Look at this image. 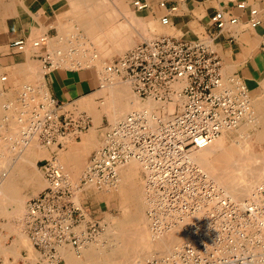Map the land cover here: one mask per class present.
Returning <instances> with one entry per match:
<instances>
[{"label":"built area","instance_id":"built-area-1","mask_svg":"<svg viewBox=\"0 0 264 264\" xmlns=\"http://www.w3.org/2000/svg\"><path fill=\"white\" fill-rule=\"evenodd\" d=\"M160 6L166 8V3ZM133 7L140 11L148 4L136 0ZM236 10L246 12L248 28L262 24L260 11L241 2L218 10L210 18V28L221 31L238 25ZM161 24H170L169 14ZM213 34L210 31L208 39L159 35L107 68L104 81L126 82L142 99L174 104L173 111L167 115L164 109L149 114L133 111L111 125L104 146L92 155L79 183L71 182L56 158L44 160L41 169L47 186L28 202L24 218L39 255L37 264H63L64 248L80 255L102 231L93 208L78 203L77 196L91 187L116 186L119 169L131 161L146 174L152 232L181 226L187 236L171 254L154 257L152 264H264V183L250 199L235 201L192 159L195 151L208 147L225 130L237 128L252 112L246 82L238 74L224 75L222 59L210 44ZM28 44L45 50L41 55L45 72L63 67L54 60L60 50H49V35L18 39L8 47L22 53ZM36 94L32 86L21 92L22 146L37 139L42 146L63 149L69 135L80 138L90 128L91 116L75 104H63L49 94L37 99Z\"/></svg>","mask_w":264,"mask_h":264},{"label":"rangeland","instance_id":"rangeland-1","mask_svg":"<svg viewBox=\"0 0 264 264\" xmlns=\"http://www.w3.org/2000/svg\"><path fill=\"white\" fill-rule=\"evenodd\" d=\"M84 1H85L86 5H84L81 8H75L73 6V3L71 2V0H63L62 1V7L59 10H57V12H56L57 17L55 20H57V22L55 25V28H56L55 31H57V34L55 35V32L50 33L51 36L55 35L56 37L54 36V37L50 38V44H49L50 49L49 50H50V52H53V53L56 52L54 50H60L61 55L56 56L54 58V60L56 62H58L59 64H62L63 67H68V68L82 67V68H87V69L91 70V72L97 78L98 85H102L103 79L105 77V73L103 72L101 74L100 70H98V67H100L101 65L97 66L95 62H94V64H88L87 62H84L83 60H80V58H79L81 55L87 57V55H89V52L91 50V46L89 45L90 44L89 34L87 36V32L83 27L85 25H87V27L90 26V22H88V20L94 19L98 22L110 21V24H111L110 29L114 28V26H119L118 24H124V25L126 24L127 26L128 25L132 26V27H130V29L128 31V34L130 33L129 39L126 41H123L122 45H120V47H118L121 50L120 54L117 53V54L113 55L112 57H107V59L105 58L104 61H107L108 62L107 64H109L107 66V68L116 59L125 55L128 51H130L136 45L142 43L146 39H151V38L153 39L156 37V35L157 36H159V35H170V36H175V37L180 38V39H184V38L180 37L181 33L180 34L175 33L174 29L170 30V28H168L167 25H165V26L162 25L160 21L153 23V25H150L151 22H149V24H148V21L142 19L138 13L134 12V9L131 6H129V2H127L126 0H102V1L101 0H95V1L93 0V2H91L90 0H84ZM10 2H11V0H10ZM21 2H22V0H12L11 3L13 4V6L10 8L7 15L0 16V33L5 34V32H7L10 24L13 21L14 16L16 15L17 7L19 6V4ZM94 4L98 5V6L93 8ZM260 12H262V10ZM108 14H110L111 16ZM132 16L134 18H132ZM102 26L106 27L105 24ZM239 26H242V24H239ZM244 26L246 27V29L248 28L247 25H243V27ZM194 30L196 31V33L199 36L204 35L203 37H205V39H208V38H206L207 34L204 32L203 28H199V27L194 26ZM41 35H42V33L36 34L31 39L35 40ZM132 39H133L134 43L132 42ZM90 40L92 41V38ZM103 40L105 43H107L105 37ZM80 43H82V44H80ZM84 43H86V44L88 43V44L85 45ZM210 44H211L213 49H216L215 43L212 39L210 40ZM109 46L111 48H113L111 43L109 44ZM69 48H70V50H69ZM123 49H124V51H123ZM44 53H45V50L39 51V50H33V49L28 48V51L25 52L24 54H22V56L23 55L29 56V57H27V59H28L27 62L29 63L28 65H30V69L32 70V72H34V73H31V76H29V78L25 79L26 81L34 82L36 80V78L33 77V75H36L35 72L38 71L40 73V71H42L41 70V67H42L41 63L42 62L39 61L40 59L38 57ZM74 53L77 55H75ZM70 55L75 60L72 61L71 63L69 61V63H70L69 64L67 62L69 60L68 58H70ZM74 56H76V57L74 58ZM59 59H60V61H57ZM78 60L83 61V62L80 63ZM97 64H98V62H97ZM37 65H38V67H36ZM72 65H73V67H72ZM22 66L17 65L15 68L1 69V74L2 75H8L5 73L9 72V70H11V69H17L20 72ZM33 66H34V69L32 68ZM230 69L231 68H229L227 70L226 68H224L223 71H224V74L226 76L232 74V72H229ZM9 73H11V72H9ZM1 74H0V77L2 76ZM28 75H30V74H28ZM28 75H27V77H28ZM9 77L11 80L12 79L11 77H13V76H9ZM245 82L247 83V85L250 89V92H251L250 94H251V99H252V112H254V111H256V104L259 101H264V91H263L264 90V87H263L264 86V73L262 75H259L257 78H254L252 80H248ZM0 83H1V87H3L1 80H0ZM117 83L128 85L127 83L122 82V81H116V84ZM100 90H99V92L97 90V92H95L93 95L86 98V101L84 100L85 102L80 101V102H78V105L75 104V106L78 107L80 111H85L91 116L92 123H91L90 128L87 131H85L80 136V138L76 139L75 136L69 135V138H71L69 140L70 143H69V141L68 142L65 141L63 149H55L54 150V151H56L55 154H53V152H51L49 157H43V158H48V159H51V158L57 159L58 155H59V158L57 159V161H59V163L61 165H63L64 168L68 167L67 171H68L70 166H74V167H75V165H76V167L79 166L80 170L77 172L78 174L71 172L72 169L69 170L71 173L70 176L72 177L71 179L74 180V181L72 180L73 183H79V181L82 178V175L84 174V172L87 169L90 158L96 152V150L100 149L103 146V143L105 140V135H106L109 127L115 123L106 114H104L102 116L101 123L98 126L99 128L97 127L98 129L96 128V131L94 133H92V131H91L94 124H95V122H94L95 120H94L93 115L89 112L88 108L90 106L89 104L90 103L92 104L93 101H94L93 102L94 104H97V103L99 104L101 101H103L104 97L99 95ZM129 90L131 91V93L135 97H137L135 95V93L132 91L131 87H129ZM138 99L143 101V102L147 101V100L140 99V98H138ZM171 111H173V107H172ZM237 128L231 129V130H226L225 134H227L228 139L226 140L225 147H224L225 148L224 154L226 155V158H227V161H226L227 164L226 163L225 164L228 165L229 163L233 162L234 159H236L234 157H238V155H245L246 154L247 157L246 156L245 157L242 156V157L244 159H246L245 161H247V160L250 161V163L248 161L246 163H245V161L243 162L244 159L242 160V158H241V162L246 164L248 167L252 165L251 168H253V167H256V165L259 166L258 164L263 165L260 163L264 160V139L260 140V131L262 130V127L259 125H255V127L248 129L249 132L246 131L247 133L246 132L240 133ZM222 136L223 135H221L220 137H222ZM87 137L89 138L88 143H90V141L92 139L94 141V144H92L89 151L88 152H86V151L81 152L80 151L81 152L80 155H82V156L80 157V160H78L74 165H73V163L72 164L67 163L66 161H68V159L66 156L68 154L67 151H69L71 149L70 147L74 146V144H76V146H77L78 143L80 144L81 142L84 141V138H87ZM21 139L22 138L19 135L13 143L16 150H20L19 148L22 147ZM244 141H246V143H248V144H245ZM15 142H16V144H15ZM41 146L42 145L38 142L36 145H34L33 151L35 150L38 153L39 151H41V148H42ZM83 154L86 156H84ZM53 155L55 157H53ZM221 155H220L221 158L225 157L224 155L223 156H221ZM250 155H251V157H250ZM217 156H218V154H217ZM43 158H37V159L35 158L33 160L35 162V164H34L35 166L29 164L30 166L28 168V170H29L28 172L30 175H32V176L34 175V177H35L34 182L27 183L26 181H24L25 184L23 183L24 185H20L22 188L27 187V189H29V191H30V195L28 196V198H26L27 197L26 195H23V193H21L22 197L25 200V208L23 209V212L25 214L22 212L23 216L26 215L27 203H28V200L30 199V197L37 196L47 186L44 173L41 169V166L44 163V161L42 164H40L41 162H39ZM20 161L21 160L19 159V161L16 164L17 166H18V164H20ZM254 161H255V163H254ZM136 163L139 164L138 162H136ZM248 163H249V165H248ZM198 165L200 166L199 163H198ZM200 167L202 168L203 166L201 165ZM18 168H20V167H18ZM260 168L262 169V167H260ZM202 169H204V171H205V168H202ZM21 172H23V171H21ZM136 172H137L136 173L137 176H136L135 180L137 181L136 182L137 188L134 189L133 192H128L125 196H123V194L121 195V193H119V191H120L119 187H118V189H112V190H110V188L97 189V188L91 187V188L87 189L85 192H80L77 196V202L78 203H80L83 206L87 205V206H91L93 208L92 210H94V217L96 220H98L100 222L101 227H102V231H100V233L90 243H88L91 245H89V247L87 249H89V248L93 249L92 254H91V260L93 262L91 264H132L133 260H135L136 258L137 259L139 258L136 254L137 252L135 251L136 248L131 245L132 243H135L134 242L135 239L132 241L131 239L127 238V235H130L133 237V232H134V228H135V224L133 223V221H135L137 216L142 215L141 212L146 214L147 221H148L146 225H147L148 230L151 229V224H150V222L148 220V216H147V209H148L147 205H148V203L146 204V202H148V201H147V196H146V174H145V171L143 170V168L140 164L137 165ZM72 173L75 175H73ZM261 177H262L261 178L262 182L260 181L261 183L259 182L260 184H257L256 185L257 187H253L252 188L253 190L254 189L256 190V188H258L259 186H261L264 183V180H263L264 179V173L261 175ZM22 191H23V189H22ZM141 197H143V198H141ZM141 199L144 201L141 202ZM24 200H23V202H24ZM11 206L14 207L13 212L16 211L15 210L16 207L14 204H9L7 206V208H5V210ZM143 208L144 209L146 208V209L144 210ZM22 214L19 215V217H17V221H15L14 231H17V232L13 233L12 239L15 238V236H16L15 234H20V231L23 233V230H21V227H20L22 225L20 224V226H19V224H18L19 223L18 220L20 218H23ZM83 228L84 227L82 226V229ZM151 231H149V232H151ZM25 236H26L25 238L27 239L28 235L26 233H25ZM157 240H159V239H157ZM26 243H28V245L25 246V248H26V250H28L29 257L35 258L34 260L36 263V261L38 260V257H39L38 253H36L37 251L35 250V248H33L29 238L27 239ZM126 243H128V244H126ZM66 251L70 252L75 258L77 257L76 254L74 253L73 249L67 248ZM134 251H135V253H134ZM85 252H84V255L82 258L77 257L76 259L80 260V262H83L84 257H85ZM167 253H165V255L164 254L159 255L157 253H154L151 256L153 258H154V256L155 257L159 256V258H163V257L171 254V253H168V254ZM142 255H144V254H142ZM151 256L150 257H148V256L142 257V258H145L146 261L143 260L144 262L141 261V263L152 264L153 258H151ZM87 257H89V256H87ZM64 258H65V256H64ZM81 260H83V261H81ZM85 261H86V259H85ZM65 262H67V261H65ZM65 262L63 264H65ZM134 262L135 261H133V264H136V262L135 263ZM81 264H87V263L83 262Z\"/></svg>","mask_w":264,"mask_h":264},{"label":"crops","instance_id":"crops-1","mask_svg":"<svg viewBox=\"0 0 264 264\" xmlns=\"http://www.w3.org/2000/svg\"><path fill=\"white\" fill-rule=\"evenodd\" d=\"M62 1L22 0L17 7L16 15L7 32L5 34L0 33V71L1 69L15 68L17 65H23L20 72L17 69H11L9 70L11 73L6 72L5 74L8 75H2L1 82L3 87L0 84V164L1 168H4V165L9 166L11 164L12 169H15L19 173L16 179L20 185L25 184L26 176L24 175L25 172L29 173L28 168L30 165L23 160L20 161L18 166L16 165L19 161V156L22 154L20 151H23L25 146L20 147L18 151L13 143L21 135L23 129V123L20 121L23 114L21 92L27 84L37 90V99H41L40 96L43 95L41 91L46 90L52 98L63 104L72 103L78 105V102L86 101V98L99 90L96 76L87 68L57 67L45 72L44 85H42L35 75L33 77L36 80L28 82L25 79L29 78L32 73L30 65L27 62V57L29 56H22L25 52L17 53L8 47L15 40H30L36 34L42 33V35H49L50 38L54 37L57 34V31H55L57 22L55 20L57 17L56 12L62 7ZM90 1L92 2L93 0ZM126 1L129 2V6L134 9V12L138 13L148 23L161 22L162 17L169 14L170 24L167 26L170 30L174 29L175 33H181V38L196 39L199 37L194 30V26L203 28L206 34L214 31L215 50L222 59L223 70L224 68L227 70L231 68L229 72L238 74L245 81L257 78L264 73V0H140L148 4V8L140 11L135 10L133 7V2L136 0ZM71 2L75 8H81L86 5L84 0H71ZM161 2L166 3V8L160 6ZM241 2H247L252 7L261 8L260 18L262 24L259 27L244 29L243 25L247 23L246 12L236 10L240 19L239 24H242V26L238 24L236 27L233 26L221 31L210 28V18L218 10ZM97 6L94 4L93 8ZM171 8H176V10L172 11L170 10ZM52 32H55V35L51 36L50 33ZM38 58L43 63L41 64L42 68H44L43 56H39ZM9 76H13L11 80ZM55 153L53 152V154ZM53 157L55 156L53 155ZM46 159L48 158L41 159L39 161L41 162L40 164ZM21 171H23L22 174L20 173ZM22 189L23 195H26V198H28L30 195L29 189L27 187ZM42 192L43 190L37 196ZM37 196L30 197L28 202ZM13 210L14 207L11 206L6 210V213L5 207L0 206V264H37L31 262V259H29L28 250L25 248L28 243L24 244L26 241L20 240L18 234H15V238L12 239L15 221H17V217L12 213ZM21 219L23 220L24 216ZM21 219L18 220V224L19 226L20 224L22 225L20 227L23 233L28 235L26 226L23 224L24 220L22 221ZM84 262L91 264L93 261L91 257H84ZM71 264L77 263L72 262Z\"/></svg>","mask_w":264,"mask_h":264},{"label":"bare ground","instance_id":"bare-ground-1","mask_svg":"<svg viewBox=\"0 0 264 264\" xmlns=\"http://www.w3.org/2000/svg\"><path fill=\"white\" fill-rule=\"evenodd\" d=\"M11 2H12V0H11ZM11 2H10V0H0V16L7 15V13L10 10V8L13 6V4ZM255 8H257L259 11H261L260 10L261 8H258V7H255ZM108 15H110V14H108ZM260 16H261V12H260ZM132 18H134V17L132 16ZM88 22H90V26L87 27V25H85L83 27H84V29L87 32V36L89 34V38L90 39L92 38V41L89 39V42H90L89 45L91 46V50L89 52V55H87V57H85L83 55H81L80 57L78 56V57L80 58V60H83L84 62H87L88 64H94V62H95L97 66L101 65L100 67H98V70H100V72L102 74L103 72L105 73V71L107 70V66L109 65V64H107L108 63L107 61H104L105 58L107 59V57H112L113 55H115L117 53L120 54L121 50L118 47H120V45H122L123 41H126V40L129 39L130 33L128 34V31H129L130 27H132V26H130V25L127 26L126 24L125 25L124 24H118L119 26H114V28L110 29L111 28L110 27L111 26L110 21H108V22H105V21L98 22V21H96L94 19H91V20H88ZM104 24L106 25V27L102 26ZM150 25H153V23H151ZM231 27H233V26H231ZM244 29H246V27ZM33 35H34V33H33ZM104 37L106 38L107 43L104 42V40H103ZM151 39H146V40H151ZM132 42L134 43L133 39H132ZM110 43L112 44L113 48H111L109 46ZM80 44H82V43H80ZM84 44L87 45L88 43L87 44L84 43ZM28 48L35 50V48L32 47L31 44H28L25 52L28 51ZM124 49H123V51H124ZM69 50H70V48H69ZM75 55H77V54H75ZM75 57L76 56H74V58ZM68 59L69 60H68L67 63H69V61L71 63L72 61L75 60V59H73V57H71V55H70V58H68ZM57 61H60V59L57 60ZM83 61H79V62L82 63ZM97 62H98V64H97ZM73 65H72V67H73ZM36 67H38V65ZM27 68H28V66H27ZM32 68L34 69V66ZM31 72H32V70H31ZM0 73H1V71H0ZM32 73H34V72H32ZM35 74H36L35 76H37V79H39L40 82L42 83V85H44L45 69L42 68V71H40V73L37 71V72H35ZM1 77H0V80H1ZM225 77H227V76L225 75ZM102 84H103V86L99 85V88L101 89V90L99 89L100 90V94L99 95L104 97L103 101H101L99 104L98 103L94 104L93 103L94 101H93L92 104L91 103L89 104L90 106L88 108L89 112L93 115L94 120H95L94 121L95 124H94V126H93V128L91 130L92 133H94L96 131V128L100 125L102 116L104 114H106L112 121L117 123V122H119L120 120L125 118V116H127L129 113H131L133 111H147L148 114H149V112H160L161 109H164L163 112H164V114L167 115V114H169V112H171L172 107L174 105V104H172V105L171 104L164 105V104H161L159 102L153 101L151 99H144V100H147V101L143 102V101L138 99V98H140L138 95L135 94L138 97L137 98L131 93V91L129 90V87H131V86L128 83L127 84L129 86L126 85V84H121V83L120 84L117 83L118 84L117 85L116 82H111V79L109 80V82L106 81V79H105V81L103 79V83ZM27 86H28V84H27ZM99 90H98V92H99ZM40 91H41V89H40ZM41 92H42L43 95H48L49 94V93H47L46 90L45 91L42 90ZM42 96H40V98H42ZM0 97H1V95H0ZM140 99H142V98H140ZM178 102H181V101L179 100ZM255 125H259V126L262 127V130L260 131V140L264 139V101H259L256 104V111L252 112L249 116H247L245 118V120H243L240 123V125L238 126L237 129H238V131L240 133H245L246 131H248V129H251V128L255 127ZM225 133H226V130L222 133V135H223L222 137H219V139L217 138L208 147H206L204 149H201V150H198V151H195L194 154H192V159L195 160L197 162V164L199 163L200 166L202 165L203 166L202 168H205V172L207 174H209V177L212 180H214L216 182V184L218 186H220L224 190V192L226 193V195L228 197H230L231 199H233L235 201H245L247 199H250L253 196V193H254L255 189L253 190L252 188L253 187H257L256 185L260 184L262 182L261 181V178H262L261 175L264 173V170H263L264 169L263 168L264 167V162H263L264 160L262 162H260L263 165L258 164L259 166L256 165V167L251 168L252 165L248 167L246 164L243 163L246 159H244L242 156H244V157L246 156L247 157V155L245 154V155H238V157H234L236 159H234V161L231 162L232 164L229 163L230 165L229 164L226 165L227 164V162H226L227 158H226V155L224 154V150H225L224 147H225V142H226V140L228 138H227V134H225ZM70 139L71 138H69V136H68L65 139V141L68 142ZM88 140H89L88 137L84 138V141L81 142L82 144L78 143L77 146H76V144H74V146L70 147L71 145L69 144L70 145L69 147L71 149L69 151H67L68 154H67L66 157H67V159L69 161V162L66 161L67 163H71V164L73 163V165H74L78 160H80V157L82 156V155H80L81 152H85V151L88 152L89 151V149L92 146V144H94V141L92 139L90 141V143H88ZM104 142H105V140H104ZM244 142H245V144H248V143H246V141H244ZM35 143L36 144L38 143L37 139H33L30 142H28V144H26V146L23 148L24 150L20 151V153L22 152V154L19 156L18 159L23 160V161H25V163H28L30 165H34L35 162L33 160L35 158L37 159V158L49 157L51 152H56L54 150L58 149L55 145H53V146H41L42 147L41 151H39L37 153L35 150L33 151L34 145H36ZM69 143H70V141H69ZM15 144H16V142H15ZM103 146H104V143H103ZM13 149L15 150V148H13ZM100 149H98V150H100ZM98 150H96V151H98ZM217 154H218V156H217ZM18 155H19V153H18ZM220 155L221 156L224 155L225 157L221 158ZM84 156H86V155H84ZM250 157H251V155H250ZM11 158H14V157H11ZM58 158H59V155H58ZM241 158H242V160L244 159L243 162H241ZM247 161H245V163ZM136 162L137 161H131L126 166H123V167H121L119 169V181L116 184V186L110 188V190L118 189V187H119L120 188L119 189L120 190L119 193H121V195L123 194V196H125L128 192H133L134 189L137 188V186H136V182L137 181L135 180V178L137 176L136 175V173H137L136 172L137 165H139V164H137ZM248 162L250 163V161H248ZM249 163H248V165H249ZM254 163H255V161H254ZM75 167H76V165H75ZM75 167L74 166H70L68 171L70 169H72L71 172L77 173L80 169H79V166L76 167V168ZM260 167H262V169ZM67 168H64L65 172L68 174V177L71 180V182H73L74 180L71 179L72 178L70 176L71 173H70V171L69 172L67 171ZM21 173H23V172H21ZM18 174L19 173L17 171H15V169H12L11 164L9 166L8 165H6V166L4 165V168H1V164H0V206H2L3 208L4 207L7 208V206L9 204H14L15 207H16L15 208L16 211H14L12 213H14L16 217H19V215L22 214L23 209L25 208V200H24V198L21 195L22 188H21L20 184L17 183V179H16ZM73 175H75V174H73ZM24 176H26V180L25 181L27 183L34 182V180H35L34 175L32 176L29 173L27 174L25 172ZM92 188H95V187H92ZM141 198H143V197H141ZM23 200H24V202H23ZM142 201H144V200L141 199V202ZM146 204H147V202H146ZM6 210H5V212L7 213ZM5 212H3V213H5ZM26 212H27V209H26ZM141 213H142V215L137 216L135 221H133V223L135 224L133 237L130 236V235H127L128 239H131L132 241L135 239V241H134L135 243H132L131 245L136 248V250L135 249L134 250L137 252L136 254L139 257L138 258L139 260L137 258H136L137 260L135 258H134L135 260H133V261L136 262V264H143V263H141V261L145 260V258H142V257H145V256L150 257L154 253H157L159 255H161V254L165 255V253H167V252L171 253L173 250H176V248L178 246H180L182 243L185 242L187 236H186V233L181 228V226H178V227L173 228L171 230H166V231L160 232V234H154V233H152L151 229L148 230V228H147L146 224H147L148 221H147L146 214H144L143 212H141ZM22 216H23V214H22ZM24 218H25V216H24ZM2 224H4V223H2ZM23 224L26 226L25 220H24ZM149 231H151V232H149ZM14 232H17V231H13L12 233H14ZM20 234H18V237H20L19 238L20 240L27 241L28 238L30 239L29 235H28V238L26 239L25 238L26 237L25 234L22 233L21 231H20ZM157 239H159V240H157ZM30 241H31V239H30ZM24 244H26V242ZM31 244H32V241H31ZM126 244H128V243H126ZM89 245H91V244H88V245L83 247L80 255H77V253L74 250V253L76 254V256L78 258H82L83 255H84V252L87 250L85 252V257H87V256L91 257L93 249H91V248L87 249L89 247ZM67 248H71V247H67ZM67 248H64L62 250V252H61L63 257L65 256L67 264H71L72 262L77 263V264H81V263L84 262L83 260H81L83 262H80V260L76 259L77 257L75 258L70 252H67L66 251ZM135 251H134V253H135ZM10 254H12V253H10ZM142 254H144L145 256L142 255ZM151 258H153V257L151 256ZM29 259H31L30 260L31 262H35V260H34L35 258L29 257ZM133 261H132V264H133Z\"/></svg>","mask_w":264,"mask_h":264}]
</instances>
